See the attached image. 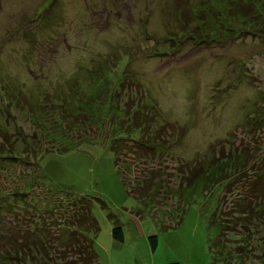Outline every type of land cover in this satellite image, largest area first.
Segmentation results:
<instances>
[{
	"label": "rangeland",
	"instance_id": "374dc122",
	"mask_svg": "<svg viewBox=\"0 0 264 264\" xmlns=\"http://www.w3.org/2000/svg\"><path fill=\"white\" fill-rule=\"evenodd\" d=\"M209 1L0 0V132L14 134L18 125L30 134L35 128L25 105L10 103L2 87L32 105L60 102L67 117L99 85L94 76L106 70L111 100L145 93L155 109L152 125L173 124V130L158 137L156 147L164 153L153 160L128 150L116 159L99 141L46 153L39 160L40 175L31 155L20 156L28 163L0 158V225L1 210L12 200L9 193L16 182L33 179L29 196L17 203L19 210H34V201L47 206L60 197L47 187L106 203V208L96 202L91 207L100 227L95 239L99 264L211 263L209 243L217 226L210 218L221 186L192 202L179 196L159 202L141 195L142 185L136 183L149 178L147 167H156L174 187L181 163L207 161L221 145L246 147L257 152V159L264 156V122H250L257 112L264 116V18L248 17L260 27L256 33L224 37L232 18V9L226 7L237 0H211L224 16L210 17L203 26L206 37L192 38L182 31L187 14L202 12ZM128 87L130 92L124 91ZM87 129L92 135L93 127ZM245 187L235 182L224 199L235 202ZM115 223L122 227V242L111 236ZM256 238L258 243L264 240V226Z\"/></svg>",
	"mask_w": 264,
	"mask_h": 264
},
{
	"label": "trees",
	"instance_id": "16d2710c",
	"mask_svg": "<svg viewBox=\"0 0 264 264\" xmlns=\"http://www.w3.org/2000/svg\"><path fill=\"white\" fill-rule=\"evenodd\" d=\"M226 8L232 9V18L229 25L224 27V37L236 36L242 32L252 34L260 28L252 25L254 21L250 18L257 15L264 18V1H230ZM186 9L183 8V12ZM220 15L224 16L223 11L217 9L210 0L202 12L187 14L182 31L192 38L206 37L208 31L203 26L209 22L210 17L218 18ZM246 18L251 24L245 21ZM108 72L109 70H106L102 75L94 76V84L99 85L94 87L89 98L83 99L79 109L70 112L67 117L60 110V102L45 101L32 105L20 99L19 93L10 87H2L1 92L9 97L10 103L25 105L30 114L29 120L39 131L37 135L34 128L29 134L17 125L14 134L8 131L0 132V158L12 159V163H28L20 156L23 153L31 155L35 159L39 174V160L43 155L49 152H66L83 141L107 144L116 154V159L127 150L135 157H143L146 160L162 156L164 152L156 146L165 131L173 130V124L167 125L169 128H156L152 125L155 109L146 99L145 93H131L134 99H129L128 93L125 101L120 100L122 95H117L118 99L111 100L112 93L108 92L106 78ZM129 87L124 91H129ZM75 90L78 91L77 88ZM78 93L80 95V92ZM136 96L139 98L135 99ZM95 101L97 106H94ZM55 107L58 110L53 113ZM93 107L96 108L92 109ZM254 116L250 122L257 119L264 122V116H260L258 112ZM106 122L108 131L103 128ZM89 126L93 127L92 135L88 132ZM98 128H102L103 132H99ZM250 133L254 135L253 132ZM12 136H15V139ZM18 141L22 146L21 150L18 149ZM127 141L132 144H127ZM256 153L246 147L226 148L221 145L214 153L216 155L207 161L181 163L177 185L174 187L166 182L162 177L163 171L156 167H147L148 175L151 174L149 178L140 179L136 183L142 185L141 195L149 194L159 202L178 196L184 201L192 202L199 194L205 195L220 185V196L210 218V224L217 226V233L209 243L213 251L210 264H264V240L258 243L256 238L257 231L264 226V156L257 159ZM31 180L16 182L9 193L12 200L7 202L5 210H1L4 216L0 225V264H99L95 239L100 227L91 207L96 202L106 208V203L99 198L92 199L61 188L55 191L47 187L51 194H59L60 197L47 206L45 203L34 201V210H19L17 203L27 199L33 188L35 180ZM235 182H244L245 190L243 194L238 195L235 202L226 201L224 193L227 187ZM133 192L136 193L137 190ZM113 217L108 213L110 220H114ZM111 236L118 242L123 241L121 225L115 223ZM150 242L152 249H155L157 237L151 236Z\"/></svg>",
	"mask_w": 264,
	"mask_h": 264
}]
</instances>
